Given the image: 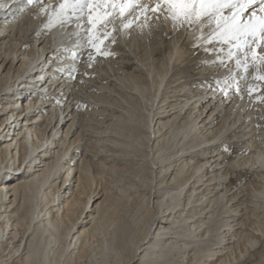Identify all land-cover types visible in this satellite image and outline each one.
Wrapping results in <instances>:
<instances>
[{
    "label": "bare ground",
    "instance_id": "bare-ground-1",
    "mask_svg": "<svg viewBox=\"0 0 264 264\" xmlns=\"http://www.w3.org/2000/svg\"><path fill=\"white\" fill-rule=\"evenodd\" d=\"M60 3L0 0V264H82L90 254L101 264H116L110 258L165 264L168 257L178 264H240L256 242L264 264V102L256 99L264 81L253 78L264 75V65L252 66L249 55L245 72L222 42L194 47L209 32L206 23L173 30L171 20L133 15L116 20L115 43L105 41L115 55L96 56L88 67L94 50L86 16L46 27ZM242 9L245 23L253 12L264 16V6L243 2L223 14ZM217 58L223 66L209 65ZM192 63L199 64L196 82L187 79ZM229 73L243 91L224 93L204 80ZM80 77L97 89L79 103ZM249 86H256L251 94ZM135 97L144 99L145 122H138L146 129L134 127L125 106ZM132 164L141 168L133 184L139 201L129 200L136 209L126 223L117 207L101 211L111 197L103 184L108 173ZM236 170H247L238 183ZM97 195L104 200L87 210L97 215L83 219ZM99 224L105 226L97 243Z\"/></svg>",
    "mask_w": 264,
    "mask_h": 264
},
{
    "label": "snow or ice",
    "instance_id": "snow-or-ice-1",
    "mask_svg": "<svg viewBox=\"0 0 264 264\" xmlns=\"http://www.w3.org/2000/svg\"><path fill=\"white\" fill-rule=\"evenodd\" d=\"M37 0H27L28 4H35ZM243 2L245 8L255 4L264 6V0H61L58 9H55L49 17V23L46 27L51 29L59 25L63 27L66 23L72 21L73 17L80 18V15L86 16L90 27L86 30L91 35L86 41L94 50L89 53L88 67H92V62L96 56L107 57L115 55L111 52L106 40L115 43V37L112 32L116 31V20L127 16H143L145 21L155 18L167 22L172 21L173 30L181 28L199 30L205 23L209 32H203L193 43L194 47H203L204 42L218 41L226 45H231L227 49V57H235V63L238 67H243L248 72V57L251 55L250 63L255 66L257 63L264 65V16H257L252 13L254 19L249 18L248 22L241 21L242 10L232 12L225 16L224 9L230 11L236 9L237 4ZM42 11H44L42 9ZM151 14V15H149ZM124 28H130L132 21L124 23ZM111 26V30L110 29ZM79 27V25H77ZM79 46V45H78ZM260 49V53L256 52ZM235 49L236 51H233ZM208 49H206L207 51ZM241 57L244 63L242 64ZM73 59L76 54L73 53ZM209 65H224L223 59L217 58L215 61L208 62ZM78 71L75 64L71 66V74ZM87 75V73H85ZM254 79L264 81V75H256ZM247 79V77H245ZM235 78L226 75L217 78L215 83L218 90L226 93L227 88L232 87L237 91H243ZM83 83V81H81ZM221 85H223L221 87ZM256 90V86H249V94ZM256 99L264 102V95H258Z\"/></svg>",
    "mask_w": 264,
    "mask_h": 264
},
{
    "label": "rangeland",
    "instance_id": "rangeland-1",
    "mask_svg": "<svg viewBox=\"0 0 264 264\" xmlns=\"http://www.w3.org/2000/svg\"><path fill=\"white\" fill-rule=\"evenodd\" d=\"M47 26V25H46ZM44 28H46V27H44ZM234 51H236L235 49H234ZM136 63H137V61L136 60H133L132 61V67L134 68V69H132V72H135V69H136V67H135V65H136ZM199 64L197 63V65H194V63H192L191 64V67H190V69L188 68L187 69V73H189L190 75H193L191 78H187V79H194L193 81H195V80H199L198 79V75H196L197 74V70L198 69H196V67L198 66ZM94 68V67H93ZM96 69V68H95ZM137 72H135L134 74H136ZM223 77V76H222ZM217 78H221V77H214V76H210V77H206V79L204 78V80L205 81H209V82H211V81H215ZM201 79V78H200ZM84 80H86L85 78H82V77H80V79L79 80H77L76 81V85H77V93L79 94V96H80V98H79V103L80 102H82V100H84V99H86L87 98V96L89 95V94H95V90L97 89V87H96V83H94V82H92V83H87L86 81H84ZM80 81V82H79ZM81 81H83V83H81ZM196 82V81H195ZM103 83H107L106 81H104ZM80 84V85H79ZM83 84V85H82ZM89 84V85H88ZM223 85H221V87H222ZM83 91H82V90ZM79 90V91H78ZM126 106V108L127 107H129L131 110H132V114L134 115V117H135V119L136 120H134L133 121V124H135L134 125V127L135 126H138L140 129H146V127L144 126V128H143V124H140L139 122H145V114H146V112H147V110H146V108H145V102H144V99H142L141 97H135V98H132L131 99V101L129 102V105H125ZM119 110H121L122 112H126L125 111V109L124 108H118ZM139 121V122H138ZM95 136L93 135V138H94ZM129 139V138H128ZM95 141H97L96 139H94ZM132 141V140H131ZM136 145V143L134 142L133 143V146H135ZM133 146H131L130 147V151L131 152H134L135 150H134V148H133ZM161 148V150H160V152H162V153H165V151L167 150V149H165V148H163V147H160ZM227 149H229V151L230 152H232V151H235V147L234 146H231V147H228ZM170 150H168L167 152H169ZM82 152L83 151H80L79 153H78V157H80L81 156V154H82ZM133 154V153H132ZM138 154H142V155H144V153L143 152H138ZM142 157V156H141ZM141 157H139V158H141ZM137 158V157H136ZM145 167H146V173H147V170H148V168H147V166L145 165ZM126 168V167H125ZM141 171V168L137 165V164H132L131 166H129L127 169H123V170H121L119 173H115V172H111V173H108L107 175H106V177H105V180H107L106 181V183H104L103 185H105V186H108V188H109V190H110V192H111V194H110V199H109V201L107 202V204L102 208V210L101 211H104V208L105 209H109V211L111 212V211H113V210H115L116 209V207L118 208V209H116V211H115V213H116V215L117 216H121V220H125V222L126 223H130L131 221H132V218H131V215H132V213H133V211H135V209H136V205H137V201H139V198H138V196H136V193L134 194V192H136V190H134L135 188L133 187V184H136V182L139 184V181H137L138 179H139V177H138V174H139V172ZM122 172V173H121ZM245 172V173H244ZM246 172H247V170H236V173H235V175L233 174V177H234V179L236 180V183H238V179H239V177L241 178V177H243L245 174H246ZM113 173V174H112ZM115 174V175H114ZM64 177H65V175H63ZM62 176V178L59 180V185L60 186H62L63 185V179H64V177ZM116 176V177H115ZM70 182V180H68V181H66V183H65V185L64 186H66L68 183ZM134 188V189H133ZM63 189H64V187H63ZM62 189V190H63ZM122 189L123 190H128V194H125V193H123V191H122ZM142 191H143V189H142ZM124 194H125V196H124ZM93 196H95V195H93ZM93 196H92V199H91V203L86 207V212H83L81 215H83L82 216V218L84 219V217L87 215V213H91V215L92 216H94V215H97V212H93V211H87V210H89V209H91L92 208V205H93V207L95 206V205H100L101 203H102V201L104 200V196H100V195H97L95 198H93ZM127 196H129V198L127 197ZM133 196V197H132ZM122 197V198H121ZM123 197H125V198H123ZM133 200H132V199ZM125 199V200H124ZM93 200H95L94 202H93ZM122 200H123V202L124 201H126V202H122ZM129 200H132V202L134 201L135 203H136V205L134 204V203H132L131 201H129ZM121 201V202H120ZM128 204V205H127ZM130 205V206H129ZM134 205V206H133ZM129 206V207H128ZM133 206V207H132ZM124 207V208H123ZM81 207H79V209H80ZM221 208H219L218 207V209H217V211H219ZM81 210V209H80ZM96 211H97V209H96ZM132 212V213H131ZM225 215V214H224ZM105 216H108V214H106ZM223 216V215H222ZM90 217V216H89ZM87 218V217H86ZM124 218V219H123ZM88 219V218H87ZM120 219V218H119ZM216 219L218 220V219H220V217L218 216V217H216ZM110 220V219H109ZM101 222L102 223H104L105 222V224H107L108 225V220H106V218L104 217L103 218V220H101ZM110 222V221H109ZM164 222V219H160V217H159V219H157V221H156V223H155V227L157 226V231L159 230L158 228L160 227V224L161 223H163ZM123 223H121V222H119L118 223V225L117 224H114L113 226H110L111 228L110 229H108L110 232H112L113 231V229H117V228H119L118 226H120V225H122ZM87 225H89V224H85V226H87ZM99 225H101L100 226V228H98V230H97V233L98 234H96V236L94 237V241H96L97 243H98V241L97 240H99L100 241V239H101V236H102V234H104L103 233V231H102V229L104 228V226L105 225H103V224H99ZM98 225V226H99ZM107 225H106V227H105V230H106V228H107ZM103 227V228H102ZM102 231V233H100ZM120 234H122V232H120L119 233V235ZM125 236V238H126V235H124ZM100 237V238H99ZM108 238H111L112 237V234H109V236H107ZM98 238V239H97ZM123 238V237H122ZM92 239V238H91ZM128 239L126 238V241H127ZM118 245L120 244V239L118 238V241L116 242ZM122 243H125V242H122ZM130 247H132V246H129V248ZM261 249V242H256V243H254L253 244V247H250V251L247 253V255H245V257H243V258H241V262H240V264H252V262L251 261H253L252 260V258H254V259H256V260H258V261H254L253 262V264H262V261L260 260L261 259V257H260V255H258V251ZM91 255V254H90ZM88 255V256H86L85 257V259H84V261H82L81 263L82 264H101L100 263V259L98 260V259H96V256L95 255ZM251 255H253V257L251 256ZM92 257V258H91ZM95 257V258H94ZM260 257V258H259ZM251 258V259H250ZM173 258H170V257H168L167 259H166V261H165V264H178L177 263V260H176V257H175V259H173L174 261H171ZM110 260L112 261V262H114V263H116V264H118V261L116 262L115 261V259L114 258H110ZM97 261V262H96Z\"/></svg>",
    "mask_w": 264,
    "mask_h": 264
}]
</instances>
